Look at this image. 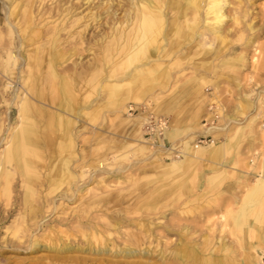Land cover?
Masks as SVG:
<instances>
[{
    "label": "rangeland",
    "instance_id": "1",
    "mask_svg": "<svg viewBox=\"0 0 264 264\" xmlns=\"http://www.w3.org/2000/svg\"><path fill=\"white\" fill-rule=\"evenodd\" d=\"M99 2L0 0V264H264V187L249 194L264 178V0L226 18L224 43L173 4L137 68L124 64L129 0ZM208 87L223 110L211 127ZM144 103L180 156L145 138Z\"/></svg>",
    "mask_w": 264,
    "mask_h": 264
},
{
    "label": "bare ground",
    "instance_id": "2",
    "mask_svg": "<svg viewBox=\"0 0 264 264\" xmlns=\"http://www.w3.org/2000/svg\"><path fill=\"white\" fill-rule=\"evenodd\" d=\"M92 1V0H91ZM115 0H102L103 3L108 5V8L112 3H114ZM175 1V2H174ZM244 0H237L236 3H234V6H231L232 1L231 0H129V10L127 11V18L125 19L127 23L132 24V27L130 28L129 31H124L123 36H124V50L125 55H126V60L124 64L126 66L130 67H139L137 66L138 63H141L143 59H146L148 61H151V57L153 55H156V46L155 43H158L159 41H164L166 37L168 36L167 33V26H168V12H170V8L173 7V4L176 3V8L183 9V26H187L190 30H196L195 27L199 28L197 31V35H201L203 33H211L217 38L218 40H221L222 43L225 42L227 38V32L224 28L225 20L228 17L230 20H232L233 23H239L241 18L243 17V13L241 12L242 8V2ZM101 2V3H102ZM119 2V1H118ZM118 2H115L118 4ZM121 2V1H120ZM91 3V2H90ZM100 3V2H99ZM100 3V4H101ZM128 3V2H127ZM98 4V3H97ZM126 4V3H125ZM123 4V5H125ZM204 4V5H202ZM114 5V4H112ZM128 5V4H126ZM101 6V5H100ZM227 6H230V11H227ZM98 7V5H97ZM128 7V6H127ZM232 7V8H231ZM108 8H106L108 10ZM112 8V7H111ZM118 8V7H117ZM66 9V8H65ZM64 9V10H65ZM105 9V10H106ZM63 10V9H62ZM68 10V9H67ZM75 10V9H73ZM114 11V9H113ZM126 11V10H125ZM67 12V11H66ZM105 12V11H104ZM109 12V11H108ZM110 13V12H109ZM71 14V13H70ZM92 14V13H91ZM94 14V13H93ZM115 14V13H113ZM173 14V13H172ZM176 14V13H175ZM96 15V14H95ZM70 16V15H69ZM97 16V15H96ZM100 16V15H99ZM116 16V15H114ZM174 16V15H173ZM82 17V16H81ZM95 17V16H94ZM125 17V15L123 16ZM122 17V18H123ZM63 18V16L61 17ZM73 18V17H72ZM90 18V17H89ZM92 18V17H91ZM102 18V17H101ZM114 18V17H113ZM112 18V19H113ZM93 19V18H92ZM91 19V20H92ZM123 19V20H124ZM55 20V19H53ZM52 20V21H53ZM69 20V19H68ZM79 20V19H78ZM99 19H96V21ZM171 20V19H170ZM112 21V20H111ZM117 21V20H116ZM122 21V20H121ZM180 21V20H179ZM204 22V24H201L200 22ZM57 21H55L56 23ZM61 21H59L60 23ZM64 22V21H63ZM78 22V21H77ZM107 22V21H106ZM114 24L116 23L113 21ZM123 22V21H122ZM182 22V21H181ZM58 23V24H59ZM175 23V21H174ZM73 25V24H72ZM86 25V24H85ZM113 25V24H112ZM55 27V25H53ZM59 25H57V28ZM115 26V25H113ZM118 26V22H117ZM116 26V27H117ZM175 26V24H174ZM127 27V26H126ZM126 27H123L124 29ZM86 28V27H85ZM114 28V27H113ZM128 28V27H127ZM175 28V27H174ZM185 28V27H184ZM84 29V28H83ZM82 29V30H83ZM122 29V28H121ZM123 29V30H124ZM50 30V28H49ZM81 30V31H82ZM116 30V29H115ZM56 31V30H55ZM59 31V29H58ZM113 31V30H112ZM112 31L110 33H112ZM117 31V30H116ZM120 31V30H119ZM52 32V31H51ZM60 32V31H59ZM73 32V31H72ZM50 33V32H49ZM75 33V32H74ZM73 33V34H74ZM116 33V32H115ZM78 34V33H76ZM125 34V35H124ZM188 34V32H184L182 30V26L177 25L176 29L174 30V35L177 37H184ZM51 35V33H50ZM49 35V36H50ZM57 35V34H55ZM94 35V34H92ZM102 35V34H101ZM109 35V34H108ZM118 35V34H117ZM196 35V36H197ZM59 36V35H58ZM206 36V35H205ZM53 37V35H52ZM70 37V36H69ZM91 37V36H90ZM103 37H105L103 35ZM110 37V36H109ZM46 38V37H45ZM55 38V37H53ZM59 38V37H58ZM73 38V37H72ZM80 38V37H79ZM101 38V37H100ZM122 38V37H119ZM213 38V37H212ZM57 39V38H56ZM81 39V38H80ZM77 40V39H76ZM84 39L82 38L81 40H77L78 42L83 41ZM98 40L101 41V39L98 38ZM120 40V39H119ZM97 41V40H96ZM118 41V39H117ZM161 41V42H162ZM204 41V40H203ZM107 42V41H106ZM205 42V41H204ZM51 43V42H50ZM121 43H123L121 41ZM160 43V42H159ZM80 44V43H79ZM124 44V43H123ZM121 44V45H123ZM51 46V45H50ZM120 46V45H119ZM121 47V46H120ZM165 47V46H164ZM105 48V47H104ZM119 48V47H118ZM123 49V46L121 47ZM166 49V48H165ZM39 51V49H37ZM116 50V49H115ZM118 50V49H117ZM52 51V50H51ZM120 51V49H119ZM42 52V51H41ZM124 52V51H123ZM159 52V51H158ZM37 53V52H36ZM39 53V52H38ZM114 53V52H113ZM112 53V54H113ZM161 53V52H160ZM49 54V53H48ZM158 54V53H157ZM124 55V56H125ZM39 56V54H38ZM50 56V55H48ZM158 56V55H157ZM13 57V55H12ZM43 57V56H42ZM47 57V56H46ZM50 58V57H49ZM125 58V57H124ZM32 59V58H31ZM48 59V58H47ZM33 60V59H32ZM45 60V59H44ZM52 60V59H51ZM38 61V60H37ZM36 61V62H37ZM42 61V60H41ZM114 61V60H113ZM35 62V61H34ZM45 62V61H44ZM50 62V61H49ZM29 64V63H28ZM35 64V63H34ZM46 64V63H45ZM140 64V65H141ZM144 64V63H143ZM44 65V64H43ZM42 65V66H43ZM39 66V65H38ZM41 66V64H40ZM117 66V65H116ZM147 66V65H145ZM35 67V66H34ZM42 68V67H40ZM48 68V67H47ZM75 68V67H73ZM78 68V67H77ZM76 68V69H77ZM86 69V68H85ZM131 69V68H130ZM73 70V69H72ZM48 71V69H47ZM149 71V70H148ZM49 74L53 76L55 79L59 74L50 67L49 69ZM109 72V71H108ZM78 73V71H77ZM82 73V72H81ZM87 73V72H86ZM85 73V74H86ZM76 74V73H75ZM92 74V73H91ZM103 74V73H102ZM89 75V74H88ZM87 75V76H88ZM93 75V74H92ZM104 75V74H103ZM109 76V73H108ZM112 76V75H111ZM122 76V75H121ZM94 78V77H93ZM53 80V79H52ZM86 80V79H85ZM84 80V81H85ZM88 80V79H87ZM102 80V78H101ZM105 81V80H103ZM76 82V81H75ZM100 82V80H99ZM109 82V81H108ZM66 83V82H65ZM111 83V82H110ZM114 83V82H113ZM74 85V84H73ZM109 86V85H108ZM145 86V85H144ZM120 84L118 85H113L110 86L111 92L113 95H118L120 93ZM129 87H127L128 89ZM130 89L131 86H130ZM125 90V89H124ZM130 91V90H129ZM110 92V89H109ZM128 92V91H127ZM60 92L58 93V95ZM84 101V100H83ZM121 101V100H120ZM47 102V101H46ZM115 104H119V100L116 101L115 98ZM66 105V104H65ZM67 107V106H66ZM243 107L240 106V109ZM24 109V108H23ZM218 110L221 112V107L218 108ZM24 110H20V123L24 121ZM61 116V115H60ZM58 116L56 118V122L53 121V125L57 123L61 119V117ZM23 125V124H22ZM24 126V125H23ZM23 126H20L21 128H24ZM57 125H54L56 128ZM24 130V129H23ZM23 134V133H22ZM21 134V135H22ZM49 144V143H48ZM23 145V144H22ZM26 145V144H25ZM215 145V144H211ZM210 145V146H211ZM10 148V147H9ZM14 148V147H13ZM18 148V147H17ZM27 148V145L26 147ZM209 147H200L199 149L202 150H208ZM3 149L1 150V152ZM22 151V150H21ZM4 154V152H3ZM6 156L3 157V155L0 158V161L3 160L6 162L7 160ZM6 160V161H5ZM183 162V161H173V166H176L177 163ZM2 164V163H1ZM180 164V163H179ZM3 165V164H2ZM5 165V164H4ZM182 165V164H181ZM263 187H264V178L258 179V182L256 184H253L252 187H250L249 194L254 193L255 196L260 195L263 192ZM263 189V190H262ZM262 191V192H261ZM250 200V199H249ZM246 211V210H245ZM243 216V213H242ZM245 216V215H244ZM240 218V217H239ZM238 218V219H239ZM237 219V218H236ZM239 222V221H238ZM237 223V222H236ZM35 245V243H34ZM67 246V248H70V246ZM64 246V247H65ZM62 249V248H61ZM59 250V249H58ZM65 250V249H62ZM70 250V249H69ZM126 254L133 252V249H125ZM124 252V251H122ZM134 253V252H133ZM182 257V256H181ZM185 257V256H183ZM182 257V258H183ZM181 259V258H180Z\"/></svg>",
    "mask_w": 264,
    "mask_h": 264
},
{
    "label": "built area",
    "instance_id": "3",
    "mask_svg": "<svg viewBox=\"0 0 264 264\" xmlns=\"http://www.w3.org/2000/svg\"><path fill=\"white\" fill-rule=\"evenodd\" d=\"M207 94L209 97V100L206 105V109L208 112V117L205 118L204 124H209L208 126L211 127L215 124H217L221 118V113L218 110V106L216 102L212 100V90H209V87L206 89ZM132 108V107H131ZM140 109H143L144 111H148L149 107L146 103L141 104L139 107ZM223 111V110H222ZM260 124H264V117L261 118ZM168 127V118L166 115L154 112L152 109H150L145 114V119L143 121V135L145 138L150 142L152 146L158 147V145L161 143L162 140V146L165 148V150L171 151V153L175 156L181 155V142L177 141L175 143H167L165 140V130ZM216 138H214L212 135L208 134H200L195 139V144L199 145H207L209 143H213Z\"/></svg>",
    "mask_w": 264,
    "mask_h": 264
},
{
    "label": "crops",
    "instance_id": "4",
    "mask_svg": "<svg viewBox=\"0 0 264 264\" xmlns=\"http://www.w3.org/2000/svg\"><path fill=\"white\" fill-rule=\"evenodd\" d=\"M176 134H179V133H176L175 131H170V130H166V133H165V137H168V138H173L176 136ZM183 137V136H182ZM181 138V137H180Z\"/></svg>",
    "mask_w": 264,
    "mask_h": 264
}]
</instances>
